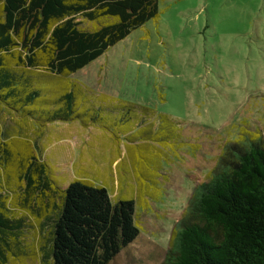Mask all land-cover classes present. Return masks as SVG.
<instances>
[{
    "label": "trees",
    "instance_id": "1",
    "mask_svg": "<svg viewBox=\"0 0 264 264\" xmlns=\"http://www.w3.org/2000/svg\"><path fill=\"white\" fill-rule=\"evenodd\" d=\"M157 13V0H0V105L16 126L0 125V159L16 169L20 188L8 199L0 185V264H26L29 231L47 230L38 264H107L138 234L132 199L112 201L104 185L83 177L57 186L42 139L47 122L57 120L96 125L108 136L101 106H95L102 101L115 105L112 99L118 100L126 122L140 111L152 114L96 93L72 75ZM80 15L91 28L80 26ZM38 76L50 82L49 88L35 85ZM40 110L46 119L36 130L28 123L40 119ZM144 126V136H127L123 144L110 132L116 149L112 161L121 163L127 153L135 171L147 170L135 153V146L140 152L152 148L153 132L149 123ZM149 189L142 183L137 197ZM10 201L31 216L51 209L47 229L35 227ZM160 264H264V137L259 129H242L195 185Z\"/></svg>",
    "mask_w": 264,
    "mask_h": 264
},
{
    "label": "rangeland",
    "instance_id": "2",
    "mask_svg": "<svg viewBox=\"0 0 264 264\" xmlns=\"http://www.w3.org/2000/svg\"><path fill=\"white\" fill-rule=\"evenodd\" d=\"M157 3L156 17L72 75L96 93L132 102L133 110L142 106L152 114L147 117L140 111L126 122V109L118 100L112 99L115 105L94 102L101 106L108 136L96 125L87 133L81 122L57 120L47 122L42 139L57 186L83 177L104 185L112 201L133 200L139 232L107 264H160L195 185L217 164L223 149L245 127L259 129L264 137V0ZM83 18L76 16L80 26L91 28V21ZM41 77L35 85L46 90L50 82ZM8 111L0 105V125L14 129ZM39 114V120L35 116L28 123L36 130L46 119V111ZM148 123L152 148L140 152L135 146L137 161L146 162L147 170L135 171L127 153L121 163L112 161L116 149L110 132L123 144L127 136H144ZM74 125L84 129L88 142L80 139L82 129ZM14 171L1 155L0 185L7 189L8 199L20 190ZM142 183L150 189L138 198ZM20 210L35 227L47 229L51 209L39 216ZM45 235L47 230L24 233L31 244L26 264L39 263Z\"/></svg>",
    "mask_w": 264,
    "mask_h": 264
},
{
    "label": "crops",
    "instance_id": "3",
    "mask_svg": "<svg viewBox=\"0 0 264 264\" xmlns=\"http://www.w3.org/2000/svg\"><path fill=\"white\" fill-rule=\"evenodd\" d=\"M84 84V83H83ZM86 85V84H85ZM88 86V85H87ZM115 98V97H114ZM76 124V123H75ZM74 126H77V129H82V135L80 136V139L81 140H83L84 142H88V139H87V137L86 136H84L85 135V131H83L84 129L80 126H78V125H74ZM86 130H88L87 131V133H89L90 131H92L93 129H92V125H90V126H86ZM94 132H96V133H98L99 132V129H96V130H94ZM105 132V131H104ZM44 150H45V148H44Z\"/></svg>",
    "mask_w": 264,
    "mask_h": 264
}]
</instances>
